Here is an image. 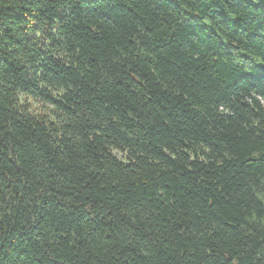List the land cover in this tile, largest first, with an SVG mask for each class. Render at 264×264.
<instances>
[{
	"label": "trees",
	"instance_id": "obj_1",
	"mask_svg": "<svg viewBox=\"0 0 264 264\" xmlns=\"http://www.w3.org/2000/svg\"><path fill=\"white\" fill-rule=\"evenodd\" d=\"M0 264H264V0H0Z\"/></svg>",
	"mask_w": 264,
	"mask_h": 264
},
{
	"label": "rangeland",
	"instance_id": "obj_2",
	"mask_svg": "<svg viewBox=\"0 0 264 264\" xmlns=\"http://www.w3.org/2000/svg\"><path fill=\"white\" fill-rule=\"evenodd\" d=\"M27 101L30 103L31 109L33 110V112L42 113V114H46V115L50 114V106L49 105H47V104L43 105L41 102L33 101L31 99H27ZM50 118L53 119L52 116H50ZM114 154L118 158L124 159V155L122 153L114 151Z\"/></svg>",
	"mask_w": 264,
	"mask_h": 264
}]
</instances>
